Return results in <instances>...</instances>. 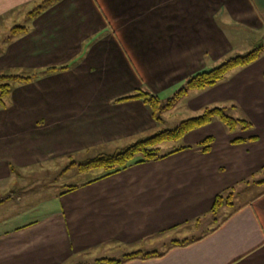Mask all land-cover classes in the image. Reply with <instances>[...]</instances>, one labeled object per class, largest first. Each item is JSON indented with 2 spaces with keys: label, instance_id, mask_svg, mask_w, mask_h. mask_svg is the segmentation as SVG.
Wrapping results in <instances>:
<instances>
[{
  "label": "crops",
  "instance_id": "obj_1",
  "mask_svg": "<svg viewBox=\"0 0 264 264\" xmlns=\"http://www.w3.org/2000/svg\"><path fill=\"white\" fill-rule=\"evenodd\" d=\"M43 1L0 0V26ZM30 13L28 32L5 42L0 73L71 68L15 86L0 110V184L12 182V167H51L54 177L79 157L115 154L168 131L177 112L186 121L223 108L253 129L215 120L163 147L188 150L62 188L31 222L8 206L23 197L11 196L0 205V264H107L135 253L165 255L127 264H264V53L189 92L161 123L143 101L114 103L140 89L167 101L192 76L252 51L264 40V0H61Z\"/></svg>",
  "mask_w": 264,
  "mask_h": 264
},
{
  "label": "trees",
  "instance_id": "obj_2",
  "mask_svg": "<svg viewBox=\"0 0 264 264\" xmlns=\"http://www.w3.org/2000/svg\"><path fill=\"white\" fill-rule=\"evenodd\" d=\"M61 0H44L42 4L32 13L29 14L31 18H35L40 15L45 10L59 3ZM28 32V28L15 27L12 29L13 37L15 38L20 33ZM8 39V41L14 38ZM264 53V45L260 43L252 51L244 55H238L233 58L226 60L220 66L214 68L213 70L205 71L199 73L195 76L189 78L185 84L176 92V94L163 101L159 96L154 95L144 89H140L133 94L115 100L114 103H123L134 100L143 101L147 108L150 110L152 117L157 123L163 121V116L165 113L174 109V107L179 103V101L186 96L191 91H202L208 88L214 87L217 84L225 81L232 72L237 69L245 68L256 63ZM71 67H51L35 72H3L0 73V110L8 109L10 106V99L12 92L17 85H27L31 84L39 79L51 76L57 73H62L70 70ZM215 120H219L230 132L250 131L253 129V125L246 120H238L230 116L226 109L223 108H213L207 109L203 115L188 119L182 122L176 129L163 131L156 134L153 137L141 140L138 143L123 149L112 155H100L94 159L88 160L84 163L72 162L71 166L77 167L82 173H88L91 171L102 170L104 175L102 178H107L112 175L118 174L128 168L146 162L158 161L169 157L175 153L188 150L190 147H176L173 151L164 154L163 147L166 145L174 146L178 145L183 138L190 132L210 125ZM252 140V139H250ZM249 141L248 140H244ZM213 142V139H207L201 145L206 146ZM235 143H241L240 140L235 141ZM205 152L209 151V148H205ZM71 159V157H69ZM141 158V160H138ZM12 173H16L15 168L12 167ZM96 181V180H95ZM77 186L67 187V192L74 191L78 189ZM10 198V197H8ZM1 199L0 205L5 201L9 200ZM222 197L217 199L216 207L221 204ZM193 242H175L173 247H184L192 244ZM163 255L153 254H142L135 253L126 256L122 261H110L105 260L107 264H127L135 260H148L154 258L163 257Z\"/></svg>",
  "mask_w": 264,
  "mask_h": 264
},
{
  "label": "rangeland",
  "instance_id": "obj_3",
  "mask_svg": "<svg viewBox=\"0 0 264 264\" xmlns=\"http://www.w3.org/2000/svg\"><path fill=\"white\" fill-rule=\"evenodd\" d=\"M33 4L28 7H31V9H35L34 7H39L40 4ZM26 10L22 9L18 12L17 16L20 15V13L24 14L21 21H18L16 18V21L13 22L12 26H0V53L2 52V49L5 46V42L8 41V39L13 37V34L11 33V30L15 27H22L27 28L28 22H27V13H30L32 10ZM28 11V12H27ZM264 45V40L260 42ZM259 45V44H258ZM176 114V113H175ZM174 114V115H175ZM184 121V118L177 114L174 116L173 120L171 121L172 124L167 125L168 130L175 129L179 123ZM90 157H96L94 154H91L87 156V158L79 157L75 159L76 162L82 163L86 159H89ZM69 167V166H68ZM50 168V169H49ZM67 168V167H66ZM65 168V169H66ZM60 169V173L58 175L52 176L55 171L51 169V167L43 168L42 169H34V170H19L16 169V173H12V182L9 181L7 183L9 184H0V200L6 199L8 197H11L13 195L19 194L23 197V203H21L20 206L15 205V203H11L8 206L12 207V210L22 209L23 211L27 212V217L22 221L21 223L25 222H31L32 220L36 219L37 217L41 216L44 211L50 210L53 206L50 203V199L52 198V195L54 193L57 194L60 191H62V188H66L72 185H78L81 183H84L92 178H95L98 172L100 171H91L89 173H82L77 168L73 167L69 170L66 169V171L62 174V171L65 170ZM53 177V178H52ZM56 179L58 180V185L56 188L54 186H51V182L49 179ZM16 181V182H15ZM264 190V188H263ZM21 191V192H20ZM254 189H252L247 194V200L250 201L252 197H256L254 194ZM256 193H259V190L256 191ZM10 200V198H8ZM8 201V200H7Z\"/></svg>",
  "mask_w": 264,
  "mask_h": 264
}]
</instances>
